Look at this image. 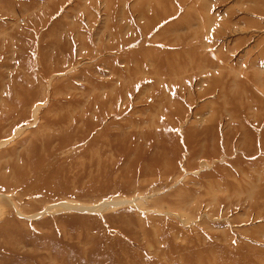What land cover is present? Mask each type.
Listing matches in <instances>:
<instances>
[{"label": "rangeland", "instance_id": "obj_1", "mask_svg": "<svg viewBox=\"0 0 264 264\" xmlns=\"http://www.w3.org/2000/svg\"><path fill=\"white\" fill-rule=\"evenodd\" d=\"M0 264H264V0H0Z\"/></svg>", "mask_w": 264, "mask_h": 264}, {"label": "bare ground", "instance_id": "obj_2", "mask_svg": "<svg viewBox=\"0 0 264 264\" xmlns=\"http://www.w3.org/2000/svg\"><path fill=\"white\" fill-rule=\"evenodd\" d=\"M120 202V201H119ZM113 204H116V203H114V202H103V204H101L100 205V208H104V206H108V205H113ZM53 207V206H52ZM48 208V207H47ZM56 208H58V209H66V210H70V209H75V208H78V209H82V210H89V209H94V208H92V207H82V206H77V205H75V206H72V205H70V204H68V203H65V202H63V203H61V204H58V205H56Z\"/></svg>", "mask_w": 264, "mask_h": 264}]
</instances>
